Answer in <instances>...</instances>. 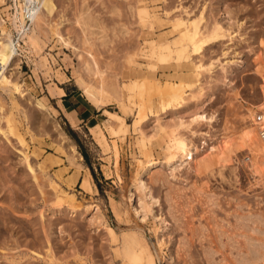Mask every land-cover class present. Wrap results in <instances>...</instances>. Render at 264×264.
<instances>
[{
    "label": "rangeland",
    "instance_id": "rangeland-1",
    "mask_svg": "<svg viewBox=\"0 0 264 264\" xmlns=\"http://www.w3.org/2000/svg\"><path fill=\"white\" fill-rule=\"evenodd\" d=\"M27 1L0 0V26L4 27H0V43L7 39L3 32H8L16 44L11 63L6 69L0 67L8 82L0 85V210L11 218L5 227L1 222L8 217L0 218V264H127L123 257V242H131L127 231H134L140 241L133 249L144 261L152 255L155 264H207L206 249L216 251L211 250L216 264H237L233 255L246 251V237L264 244V151L251 122L257 110L264 111V0L181 1L190 14L207 2L208 21L218 11L217 19L229 12L230 20L242 23L230 47L236 54L228 55L237 63L225 66L230 73L226 77L219 67L212 76L198 71L196 75L186 68L181 71L176 56L161 63L149 53L142 54L145 41L160 36L176 51L178 36L169 23L179 15L176 0H143L154 23L152 29L136 16L139 0H43L41 16L45 17L36 25L30 16L31 27L24 28L32 45L19 38L11 23L19 25L18 14L27 12ZM240 8L242 12H238ZM82 11L90 15L91 24L103 26L102 32L82 33L75 20ZM56 24L68 47L57 42ZM100 36L104 38L100 40ZM85 37H89L88 44ZM6 46L0 45L2 56L8 51ZM223 48L216 44L193 62L205 67L222 58L219 53ZM187 52L189 57L191 49ZM97 69L104 73L103 82L95 73ZM145 77L156 80L151 83V99L140 84ZM169 85L178 86L185 97L183 103L194 105V111L197 100L191 90H206L203 109L215 119L176 130V134L191 140L194 147L189 159H200V154L210 159V173H194L183 163L172 175L165 164L168 135L140 142L139 126L143 124L151 132L155 115L170 122L175 117L176 106L167 98ZM86 87L99 92L102 87L103 92L93 98L85 92ZM60 88L81 93L91 106L105 109L101 127H90L89 132L70 128L79 147L63 131L64 124L48 94L54 90V95H61ZM36 100L45 103L47 110L39 109ZM106 110L116 117L114 121L107 120ZM180 113L187 118L186 109ZM106 123L123 132L110 137L104 130ZM8 126L17 128L22 141L9 134ZM98 135L105 136L100 143ZM213 148L227 158L221 171L217 156L211 153ZM72 149L73 163L69 160ZM145 157L161 164L139 170L136 163ZM86 171L90 192L80 188ZM136 178L145 183L154 199L150 214L142 210ZM61 190L66 197L59 194ZM249 215L251 220L240 219ZM153 217L168 223L160 247L156 245L160 225ZM231 245L237 250H231ZM213 260L208 264L215 263ZM254 264H264V253L263 261Z\"/></svg>",
    "mask_w": 264,
    "mask_h": 264
},
{
    "label": "bare ground",
    "instance_id": "bare-ground-1",
    "mask_svg": "<svg viewBox=\"0 0 264 264\" xmlns=\"http://www.w3.org/2000/svg\"><path fill=\"white\" fill-rule=\"evenodd\" d=\"M161 1L167 2V0H161ZM176 1H178L179 4L175 8L176 9L175 12L179 13V15L175 16L172 20L171 19L169 20V23L172 25L175 35L178 36V40H176L177 41L176 51L172 50V43L167 38L160 36V38L158 40L150 39V40L145 41L144 48L141 51L142 54L146 56V54L149 53L150 56L157 57L158 61H160L161 63L162 62L163 63L169 62L171 59H174L173 56H176L174 60H175L177 67L181 71H183L184 68H186L187 70H190V72H192L191 74L199 75L198 72H200V73L207 72L209 75L212 76L213 74L216 73L217 68L219 67L218 69H220V70L222 69L223 73L225 74V76H223V77L228 76V74H230V73H229V70L227 68H225V66L227 67L228 65L231 66V65L237 63L235 60H233L232 58L229 59V57H228V55L230 53L234 52V55L236 54L233 49H230V47H232V45L235 43V39L237 37V34L239 33L238 30L241 29L242 23H236L234 20H230L231 18H230L229 12L225 13L227 15L226 17H228L227 20H226L225 16H224V18L220 17V19H217L215 17V15L218 14V11H216L217 10L216 5H214V7L212 8V11L215 10L216 13H214V14L212 13L213 16H212L211 20L209 19V21H208V19L206 17V14H207L206 3L207 2H205L201 6L199 5L200 7L195 14H190L189 13L190 11L187 10L188 8H185L184 5H182V2H181L182 0H176ZM216 3H217V1H216ZM42 5H43V0H28L27 1V12L18 14L19 25L17 23H14V21L11 19L12 20L11 23L14 27V30L19 32V34H18L19 38H21L22 41L26 45H28V44L32 45L33 44L32 37L30 35L23 34L24 33V27H25L24 22H25L26 13L29 14V16L27 18L32 16L33 21L36 20L35 24L37 25L40 17H45V15L41 16V14H43L42 10H41ZM135 9H136V16L138 17L140 23L147 24L150 27V29H152L154 23L149 16L148 10L144 6L143 0H139L138 2H136V8ZM168 9H169V7H168ZM208 10H209V8H208ZM242 11H243V9H241V8H240V10H238V12H242ZM169 14L170 13H168V15ZM235 16H236V14H235ZM75 20H76V24L79 26V28L81 29L83 34H85L86 32H89L90 35H92V34H96V32H100V31L102 32L103 26L100 23H95L94 25L91 24L92 19L86 11L80 12L78 17L75 18ZM166 24L167 23H165V25ZM0 27L4 28L3 25H1ZM30 27L31 26H29L28 29H30ZM55 27H57V28L54 29L53 32H54V36H55V34L57 35L56 36L57 42H60V43H62V45L68 47L69 42H68V40H66V37L64 38L60 33H58V30H60L59 24H56ZM51 28H53V25L51 26ZM91 28L93 30H94V28H97V29L93 32V30ZM34 29H35V25H34ZM3 33L5 34L4 36L7 39H6V41H3L2 44L0 43V45L2 46L3 44H7V46L5 48L8 47V51L4 56H2L4 52H2V51L0 52V67L1 68L4 67V69H6L8 64L11 63L10 61H12V58H13V55L15 52V48H16V44L14 45L12 43L11 36L8 32H3ZM99 38L101 40L104 37L100 36ZM239 39H241V38H239ZM241 41H243V38L241 39ZM84 42L88 44L89 43V37L88 38L85 37ZM216 44H221L224 47L221 50V54L219 53V55L222 58H216L212 62L208 63L205 67L200 66V65H195V63L193 61L197 58L202 57V55L205 51H208V49H210L212 46H214ZM190 49H191V52L189 54V57H187L186 56V54L188 53L187 51H189ZM249 52L250 53L253 52V48H251L249 50ZM173 53H175V54L173 55ZM187 58L189 59L186 62L188 64L185 63ZM221 60H223L225 62L222 63ZM217 62H219V64ZM198 64H199V61H198ZM88 66L89 65H86L87 70H89ZM95 73L98 76L99 80H101V82H103V80H105L104 79L105 76H104V73L102 71H99L97 69V71ZM166 77H167V75H166ZM169 78L170 77H168L167 79H169ZM143 80L140 84L144 87V89H147L146 92H144V89H143V92H144V94L146 93L148 98H150L149 93L153 91L151 83L155 82L156 80L155 81L149 80V79H146V77L143 78ZM149 84H150V86H149ZM0 85L1 86L8 85V82L4 78L3 73H0ZM220 85H221V83H220ZM156 87L162 88V86H159V85H157ZM177 87L178 86L175 87L172 85H169V87H168L169 88V95L167 98L171 102L172 106H176L175 109L177 110V111H174L175 117L173 116L174 118L171 119L172 122L169 121L170 119H168L167 121H164L165 120L164 117H162L158 114L155 115L153 118V119H155L154 120L155 126L151 129V132L147 131L145 129V127H142L143 124L138 127V134L141 137L140 142H142V143L152 142L154 138L161 139L165 135H168L170 138V141L168 144L165 142L166 151L168 154L165 164L167 167H170L172 175L175 171H178L179 167L182 166L183 163H186L185 165L189 164V169L190 170L194 169V173H197L199 171H207L208 173H210L212 170L211 169L212 166L210 165V161H209L210 159L204 158L202 154H200L201 155L200 159H195V158L189 159V157L192 155V150L194 147L193 145H191V142H190L191 140L189 141L187 139V137H185V135L181 134L180 132H178L176 134V130L181 131L183 129H190V128L194 127V125H197L199 123H211L212 120L215 119L212 114L207 113L205 111V109H203V107L205 105L204 102L206 101V100L204 101V99L208 95H206V90L204 91L203 88H200L199 90H194V89L191 90V94L193 95L192 98H194V101L197 100L195 102L196 111H194V110H191L192 106L194 107V105H192L190 107V105L183 103L185 100L184 99L185 97L182 96V94L179 92ZM12 88L14 90L18 89L15 84H12ZM97 88H99V87H97ZM99 90H100V92L101 91L103 92L102 87H100ZM85 92L88 94V96H91L93 98H96L97 95H99V93H100L99 91L95 90L92 87H88V88L86 87ZM18 93L21 95L22 91L19 89ZM51 94L54 95V90H51ZM35 102H36V105L39 109L47 110L46 104L43 103L41 100H36ZM183 109L184 110L186 109L188 111L187 118L179 115V114H181L180 112H182ZM193 109H195V108H193ZM106 113L108 114L109 111L106 110ZM108 116L111 119V121H114L116 118L112 113L108 114ZM169 122L171 124H169ZM251 122H252V117H251ZM152 123H154V122H152ZM8 127H9V129H8L9 134L14 135L20 141H22V136L18 132L17 128L12 127V126H8ZM104 130H106V132L108 133V135L110 137H114L118 133L123 132L121 129H118V131H116L114 125L111 123L107 124ZM93 133H95V132H93ZM191 134L195 135L196 132L191 131ZM98 136H100V137L96 136L97 137L96 140L100 143L104 139L105 136L104 135L103 136L98 135ZM257 141H258V144L260 145L261 149L264 151V147L260 144L258 138H257ZM211 153H214L217 156L216 164H217L218 170L221 171L224 167H226L227 158L222 154L221 155L217 154V151L214 148L211 149ZM73 157H74V150L72 149V155H71V157L69 156V160ZM190 160L193 162V166H191ZM70 162H72V160H70ZM179 162H180V164L176 165ZM136 164H137V167L139 170H146V169L148 170V168H152L153 166H156V165L161 164V163L155 162L154 159L148 160L147 157H145L144 160H138V162ZM26 165L28 166V164H26ZM88 178H89V174L86 171L85 175L82 178V181L80 183V188L84 192H90L91 191V185L89 183ZM135 181L137 183V187H136L137 190L140 191L142 194L141 195L142 199L140 200L142 202V206H141L142 210H144L146 215L150 214V213H152L151 206L154 203V202H152V200H154V199H153V197H151L150 194H148L149 192H147V187L145 186V183L141 179L136 178ZM57 193H58V191H57ZM59 194H61L62 197L64 195L66 197L67 193L64 190H61L59 192ZM8 211H10V210H8ZM5 213H4V209L1 208L0 218L2 217V219H3L4 217H8V215H9L8 212L6 215H5ZM252 218L253 217L251 215H249L248 217L243 216V218L241 217L240 219L251 220ZM8 219H9V217H8ZM8 219L7 220L5 219L4 222L0 221L4 227L9 225V223H11V221H10L11 218L9 220ZM155 219L158 220L159 225H160L157 228L158 231H157V238H156V245H157V247H160L162 242L164 241V237H163L162 233L164 232L168 223L162 217H160V218H154L153 217V221ZM155 232H156V230H155ZM0 233H3L1 229H0ZM159 233L161 235H159ZM126 235H128L130 237L131 242H129V243L127 241L123 242V257L125 259V263H127V264H155L154 257L152 255H148V260L144 261L145 259L143 260L141 254L133 249V247H134L133 245H135V244L139 245V242H140V241H138L139 239L137 238L136 233L134 231H127ZM239 235H241V234H239ZM246 241H247L246 251L245 252L237 251L235 253V255H233L234 261L237 264H254V263L262 262L263 261V253H264V244H261V242L260 243L257 242L256 240H254L251 237H246ZM221 246L222 247L224 246L223 243H221ZM230 248H232L231 250H237L233 245H231ZM211 250L213 251L214 254L216 253V251L214 252L213 249H206L205 253H204V256L207 255L206 260H208V262H210V260H213V259H211L212 255H213ZM208 258H210V259H208ZM208 262H207V264H208ZM214 262L215 263H211V264H216V261H214ZM218 264H220V262ZM221 264H222V262H221Z\"/></svg>",
    "mask_w": 264,
    "mask_h": 264
},
{
    "label": "crops",
    "instance_id": "crops-1",
    "mask_svg": "<svg viewBox=\"0 0 264 264\" xmlns=\"http://www.w3.org/2000/svg\"><path fill=\"white\" fill-rule=\"evenodd\" d=\"M62 94H55L51 96L48 91V94L51 100L54 103L55 111L58 115H61L66 123L70 126L71 129L77 131H87L89 132L90 127L103 125L104 119V108L94 107L88 101L82 97L81 93H77L73 90H68L60 88ZM65 92L67 97H65ZM88 102V103H87ZM107 120L111 121L107 116ZM107 125V123H106Z\"/></svg>",
    "mask_w": 264,
    "mask_h": 264
},
{
    "label": "built area",
    "instance_id": "built-area-1",
    "mask_svg": "<svg viewBox=\"0 0 264 264\" xmlns=\"http://www.w3.org/2000/svg\"><path fill=\"white\" fill-rule=\"evenodd\" d=\"M29 14L26 13V17H25V29L27 30L29 28V20L28 17ZM252 124L256 130V134H257V138L260 142V144L264 147V111L261 110H257L253 116H252Z\"/></svg>",
    "mask_w": 264,
    "mask_h": 264
},
{
    "label": "trees",
    "instance_id": "trees-1",
    "mask_svg": "<svg viewBox=\"0 0 264 264\" xmlns=\"http://www.w3.org/2000/svg\"><path fill=\"white\" fill-rule=\"evenodd\" d=\"M66 97H67V94H65L64 98ZM59 117L62 123L64 124L63 131L66 133L68 137H70V139H72L76 143L77 147H79L76 141V138H77L76 133L70 129L69 125L66 123V121L63 119L61 115ZM80 154L82 155V157H84V154L82 152H80Z\"/></svg>",
    "mask_w": 264,
    "mask_h": 264
}]
</instances>
